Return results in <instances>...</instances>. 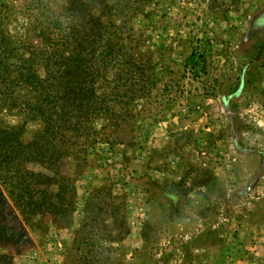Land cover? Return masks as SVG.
I'll return each instance as SVG.
<instances>
[{"label": "rangeland", "instance_id": "1", "mask_svg": "<svg viewBox=\"0 0 264 264\" xmlns=\"http://www.w3.org/2000/svg\"><path fill=\"white\" fill-rule=\"evenodd\" d=\"M101 1L133 60L119 89L131 104L53 142L65 153L53 168L5 165L0 264H264V0ZM67 2L0 0V55L39 45ZM0 126L26 144L44 129L15 108ZM28 171L51 177L46 192Z\"/></svg>", "mask_w": 264, "mask_h": 264}, {"label": "trees", "instance_id": "2", "mask_svg": "<svg viewBox=\"0 0 264 264\" xmlns=\"http://www.w3.org/2000/svg\"><path fill=\"white\" fill-rule=\"evenodd\" d=\"M102 3L101 0H68L64 20L52 17L54 28L48 26L40 30L43 40L39 45L24 46L21 52V48L9 44L2 51L0 110L18 109L26 118L40 120L44 129L34 142L26 144L17 127L9 130L0 126L1 174L10 170L5 165L14 164L18 175L21 166L32 161L48 168L55 167L65 153L60 152L58 145L53 146V142H65L70 133L83 136L95 118L104 113L114 114L117 102L130 106L132 97L121 94L119 89L120 82L131 73L126 71V66L133 60L122 54L124 42L113 20L105 23L94 13ZM40 5L42 7V1ZM114 9L105 5L110 15ZM57 32V37H53ZM126 59L129 61L123 62ZM114 65L122 70L121 74L114 75L118 76L116 86H112L107 97L104 92L98 94L100 79L106 80L108 68ZM129 80L131 78H126V83ZM15 86L21 88L22 95H13ZM28 174L37 180L34 185L40 186L39 192H46L43 188L49 186L51 177L29 171ZM17 186L21 190L30 189L31 183L22 176ZM32 198L25 203L33 210L47 203Z\"/></svg>", "mask_w": 264, "mask_h": 264}, {"label": "clouds", "instance_id": "3", "mask_svg": "<svg viewBox=\"0 0 264 264\" xmlns=\"http://www.w3.org/2000/svg\"><path fill=\"white\" fill-rule=\"evenodd\" d=\"M10 123L16 124L17 123V119L15 117L11 118Z\"/></svg>", "mask_w": 264, "mask_h": 264}]
</instances>
